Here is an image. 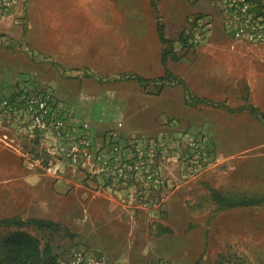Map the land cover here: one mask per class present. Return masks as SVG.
<instances>
[{"label":"rangeland","instance_id":"rangeland-1","mask_svg":"<svg viewBox=\"0 0 264 264\" xmlns=\"http://www.w3.org/2000/svg\"><path fill=\"white\" fill-rule=\"evenodd\" d=\"M156 1L179 56L169 57L168 67L193 95L213 104H189L182 83L159 79L165 69L164 44L151 0H20L19 23L12 17L0 24V93L30 81L36 91L50 88L74 107L73 119L98 123L100 133L122 121L131 135L174 136L183 130L210 140L216 158L205 172L186 178L179 164L166 169L172 192L182 197L174 203L177 214L171 218L164 210L149 219L137 212L133 218L123 205L122 210L114 208L119 203L106 193L94 195L101 196L99 202L87 206L68 201L64 195L69 190L51 187L47 178L35 184L23 176L22 170L25 175L45 172L23 164L19 149H30L32 143L0 126V219L19 215L61 222L58 231L28 227L52 244L60 262L84 246L100 251L102 264L159 259L173 264H264V204L219 207L209 189L264 192V120L249 109L225 107L251 103L264 110V46L234 43L221 25L205 43L181 46L192 20L212 12L209 0ZM131 74L151 81L141 83L128 78ZM116 209L123 221L115 219ZM85 212L92 216L83 223L79 218ZM163 227L172 232H163ZM12 229L16 227H2L1 233ZM101 243L114 249H102Z\"/></svg>","mask_w":264,"mask_h":264},{"label":"built area","instance_id":"built-area-1","mask_svg":"<svg viewBox=\"0 0 264 264\" xmlns=\"http://www.w3.org/2000/svg\"><path fill=\"white\" fill-rule=\"evenodd\" d=\"M196 2L198 0H190ZM212 12L198 14L185 30L181 46L197 47L210 38L217 25L234 43L264 46V0H209ZM20 0H0V24L14 17L19 23ZM31 82L0 93V126L32 143L19 150L24 166L60 174L68 169L83 174L95 192L106 193L134 218L144 212L155 218L172 193L166 169L179 164L186 178L205 172L216 158L214 144L197 132L176 130L174 136L124 135L123 122L104 132L87 120L73 124L75 112L50 88L36 91ZM178 128L177 121L170 122ZM3 138L9 139L4 132ZM100 251L77 248L61 264H102ZM149 264H173L159 259Z\"/></svg>","mask_w":264,"mask_h":264},{"label":"trees","instance_id":"trees-1","mask_svg":"<svg viewBox=\"0 0 264 264\" xmlns=\"http://www.w3.org/2000/svg\"><path fill=\"white\" fill-rule=\"evenodd\" d=\"M151 3L156 12L158 35L164 44L161 61L165 66V72L159 79L165 83L173 81L182 83L185 86L186 97L189 104H197L200 102L213 104V102L207 98L193 95L186 81L168 67L169 57L179 59L174 48L175 40L167 35L166 24L161 19L157 1L151 0ZM184 34L185 32L180 41L184 39ZM128 78L137 79L141 83L151 81L140 74H131L128 75ZM225 107L234 112L249 109L253 114L264 120V110L254 104L249 103L239 109H234L228 104H226ZM209 189L219 207L233 208L264 204V192H252L247 190L223 191L212 186H209ZM61 226V222L43 217L25 219L19 215H13L1 218L0 264H61L59 255L54 252L52 244L49 241L43 242L39 236L28 229V227H36L43 230L58 231ZM2 227H16V229H12L7 233H1ZM163 229V232H172L169 227H163Z\"/></svg>","mask_w":264,"mask_h":264},{"label":"crops","instance_id":"crops-1","mask_svg":"<svg viewBox=\"0 0 264 264\" xmlns=\"http://www.w3.org/2000/svg\"><path fill=\"white\" fill-rule=\"evenodd\" d=\"M168 35V34H167ZM165 68V67H164ZM170 68V67H169ZM165 72V69H164ZM73 124H78V120L73 119L71 121ZM117 124H115L112 127H115ZM94 131H102L98 123H93L92 124ZM122 132L124 135H131L130 131L126 130L125 128H122ZM22 174L24 177H28V179H31V181L35 184L41 183L40 180H43L44 178L49 179V182L52 185H55L56 187H59L62 191L63 190H69L68 196L64 195V198L67 199L68 201H72L75 204L78 205H90L94 202H99L101 196H94V195H100L101 193L95 192L93 188L90 186V182H88L87 178L81 174V173H76L72 170L62 172L60 174H51V173H37V172H30L27 173L28 175H25L26 172L22 170ZM74 187V188H73ZM65 191V192H67ZM176 192V193H175ZM77 194H80L79 196H76ZM90 194H93L92 196ZM63 197V196H62ZM182 198L181 195L176 191H173L168 199V202L165 204L164 208L160 210V212L156 211L155 212V218H158L161 214L162 211L164 214L171 215V218H174V215L177 214V209L175 208V202L177 199ZM178 201V200H177ZM114 208L120 207L119 209L122 210V206L120 204H113ZM168 209V210H166ZM168 211V212H166ZM117 216H115V219H122L118 213L120 212L119 210L116 209ZM144 214V212H141ZM88 215L92 216L90 213H83V215L80 216L79 219L83 220V223H86L88 221ZM137 217V216H136ZM135 217V218H136ZM123 221V219H122ZM119 240H117L115 245H118ZM112 247L111 243H108V245H105L103 243L100 244V248L102 249H108ZM114 249V247H112ZM118 261V259H117Z\"/></svg>","mask_w":264,"mask_h":264}]
</instances>
